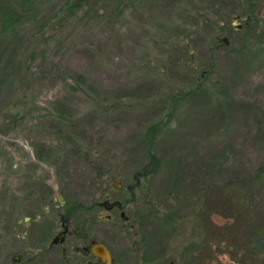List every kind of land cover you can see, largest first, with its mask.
<instances>
[{
    "label": "rangeland",
    "instance_id": "374dc122",
    "mask_svg": "<svg viewBox=\"0 0 264 264\" xmlns=\"http://www.w3.org/2000/svg\"><path fill=\"white\" fill-rule=\"evenodd\" d=\"M250 1L0 0V264H42L33 248L61 215L67 247L168 264L201 207L198 263L263 262L245 249L264 232V0Z\"/></svg>",
    "mask_w": 264,
    "mask_h": 264
},
{
    "label": "flooded vegetation",
    "instance_id": "af4514ba",
    "mask_svg": "<svg viewBox=\"0 0 264 264\" xmlns=\"http://www.w3.org/2000/svg\"><path fill=\"white\" fill-rule=\"evenodd\" d=\"M105 207L109 211L114 208L120 209L121 203L115 202L107 204ZM59 228L61 229H58L54 236L48 241L47 245L33 248L34 250L38 248V252L41 257H43L42 264H110L109 252L107 251V255L103 256V253L98 251L95 247L97 244L95 241L90 240V242L82 245L76 244L68 246L69 248L65 245L70 237L74 235V230L70 224L69 217L65 215L60 216ZM55 244L58 245L55 246ZM31 255L28 257V260L33 259ZM21 260V253L11 255V264H20Z\"/></svg>",
    "mask_w": 264,
    "mask_h": 264
},
{
    "label": "trees",
    "instance_id": "16d2710c",
    "mask_svg": "<svg viewBox=\"0 0 264 264\" xmlns=\"http://www.w3.org/2000/svg\"><path fill=\"white\" fill-rule=\"evenodd\" d=\"M247 1L251 2L250 0H247ZM257 36L259 37L258 38L259 41H262V43L260 42L259 44V50L263 51L264 50V28L260 29ZM257 172L259 174H263L264 169L260 168ZM241 202L242 203H240V206L243 209L242 211L243 213L242 217H243L247 215L248 208L246 207V205H244V199H242ZM202 211H203L202 207L198 208V210L193 215V221L195 223L196 228H195V231L191 233L190 237H188V242L182 247L178 255L179 258L172 259L168 264H199L200 263V262L198 263V261H201L200 259L201 254H202L201 248L205 247L208 244L204 237L205 235L204 230H202V227H201ZM231 217L233 218V216ZM164 221L166 222L167 220L165 219ZM233 223L237 226V223L235 222ZM235 225L233 226L234 228L236 227ZM228 227H230V225H228ZM229 231L230 229H228L226 233L225 232L223 233V236L226 237V239L229 237L228 236ZM218 244L220 247L226 244L228 248H231L230 243H228L227 240H220ZM208 246L210 247V249H213V244L209 243ZM246 247L247 248L245 249L247 250L257 249L256 255L260 256L263 259V262L261 264H264V232L260 228H255L253 226V229L250 232H248V241L246 243Z\"/></svg>",
    "mask_w": 264,
    "mask_h": 264
},
{
    "label": "water",
    "instance_id": "95a60500",
    "mask_svg": "<svg viewBox=\"0 0 264 264\" xmlns=\"http://www.w3.org/2000/svg\"><path fill=\"white\" fill-rule=\"evenodd\" d=\"M237 18H239V15H235L234 18H233V20H236ZM238 28H240V26H238ZM219 41L222 42V43H224V44H228L229 43L228 39L225 36L219 38ZM121 217H123V212H121ZM95 247L100 252H104V253L107 252V250H106L105 246H103V244L97 243L95 245Z\"/></svg>",
    "mask_w": 264,
    "mask_h": 264
},
{
    "label": "bare ground",
    "instance_id": "6f19581e",
    "mask_svg": "<svg viewBox=\"0 0 264 264\" xmlns=\"http://www.w3.org/2000/svg\"><path fill=\"white\" fill-rule=\"evenodd\" d=\"M102 253H103V256H106V255H107V254H106L107 252H105V253H104V252H102Z\"/></svg>",
    "mask_w": 264,
    "mask_h": 264
}]
</instances>
